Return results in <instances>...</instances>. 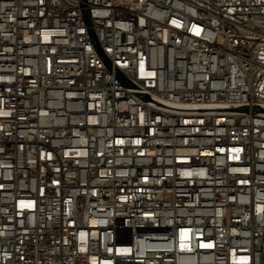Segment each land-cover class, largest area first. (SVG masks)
<instances>
[{
  "label": "built area",
  "instance_id": "2783aa9c",
  "mask_svg": "<svg viewBox=\"0 0 264 264\" xmlns=\"http://www.w3.org/2000/svg\"><path fill=\"white\" fill-rule=\"evenodd\" d=\"M0 264H264V0H0Z\"/></svg>",
  "mask_w": 264,
  "mask_h": 264
}]
</instances>
